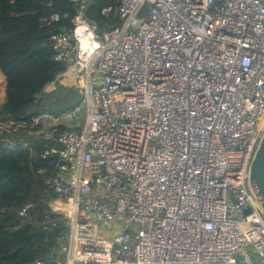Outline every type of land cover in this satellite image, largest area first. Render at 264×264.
<instances>
[{
  "label": "built area",
  "instance_id": "1",
  "mask_svg": "<svg viewBox=\"0 0 264 264\" xmlns=\"http://www.w3.org/2000/svg\"><path fill=\"white\" fill-rule=\"evenodd\" d=\"M73 2V27L50 37L66 67L50 84L79 99L32 117L51 131L50 207L69 223L57 263L264 264L250 185L264 136V2L121 0L102 10L121 24L103 31L87 0ZM19 128L0 121V137Z\"/></svg>",
  "mask_w": 264,
  "mask_h": 264
},
{
  "label": "trees",
  "instance_id": "2",
  "mask_svg": "<svg viewBox=\"0 0 264 264\" xmlns=\"http://www.w3.org/2000/svg\"><path fill=\"white\" fill-rule=\"evenodd\" d=\"M120 1L87 0L86 16L100 31L120 25L118 16L102 13L104 7H116ZM80 9L73 0H0V71L6 79L0 121L20 126L16 133L4 132L0 137V264H58L61 258L58 249L69 223L52 211L54 193L49 184L58 159L42 157L54 141L38 136L41 126H34L32 117L59 111L45 108L42 99L51 95L45 93L46 86L66 69L55 60L50 37L71 29ZM52 13H58L60 20L42 25L41 19ZM11 137L15 143L9 142ZM27 204L33 206L20 216L19 210Z\"/></svg>",
  "mask_w": 264,
  "mask_h": 264
},
{
  "label": "rangeland",
  "instance_id": "3",
  "mask_svg": "<svg viewBox=\"0 0 264 264\" xmlns=\"http://www.w3.org/2000/svg\"><path fill=\"white\" fill-rule=\"evenodd\" d=\"M0 77L2 78V80L0 79V103H1V99L5 98V77L3 75V73L0 71ZM3 82V83H2ZM59 84H63V88L58 90V86ZM4 85V87H3ZM58 90V91H57ZM46 94H51L49 97H45L44 95L42 96L43 99V105L45 108H54L55 110L58 109H62V108H66L67 106H70L71 104H73L74 102L76 103V101L79 99V94L77 92V89L75 86H71L68 83H64V82H58L56 84H50L47 86L46 90H45ZM44 132L42 131V133L40 132V135H44L46 138L47 135H51V131L48 130V128H43ZM16 132V130L14 131V133ZM44 133V134H43ZM51 205V203H50ZM118 227L117 228H109L106 227V231L109 232L110 234H115L117 233V231L121 230V223H118ZM111 236V235H109Z\"/></svg>",
  "mask_w": 264,
  "mask_h": 264
},
{
  "label": "water",
  "instance_id": "4",
  "mask_svg": "<svg viewBox=\"0 0 264 264\" xmlns=\"http://www.w3.org/2000/svg\"><path fill=\"white\" fill-rule=\"evenodd\" d=\"M250 185L264 209V136L250 166Z\"/></svg>",
  "mask_w": 264,
  "mask_h": 264
},
{
  "label": "crops",
  "instance_id": "5",
  "mask_svg": "<svg viewBox=\"0 0 264 264\" xmlns=\"http://www.w3.org/2000/svg\"><path fill=\"white\" fill-rule=\"evenodd\" d=\"M5 77V76H4ZM0 79L2 80V78L0 77ZM6 80V79H5ZM3 83V82H2ZM5 97H6V81H5ZM49 85V84H48ZM47 85V86H48ZM47 86H46V88H47ZM3 87H4V85H3ZM46 88H45V90H46ZM5 101V98H2L1 99V103H3ZM73 104H75V102L73 103ZM72 107V106H71ZM70 108V107H69ZM63 109V108H62ZM68 109V108H67ZM61 109H59V111H60ZM16 133V132H15ZM9 142H14L13 140H12V137L10 138V141ZM15 143V142H14Z\"/></svg>",
  "mask_w": 264,
  "mask_h": 264
},
{
  "label": "clouds",
  "instance_id": "6",
  "mask_svg": "<svg viewBox=\"0 0 264 264\" xmlns=\"http://www.w3.org/2000/svg\"><path fill=\"white\" fill-rule=\"evenodd\" d=\"M14 133V132H13Z\"/></svg>",
  "mask_w": 264,
  "mask_h": 264
}]
</instances>
